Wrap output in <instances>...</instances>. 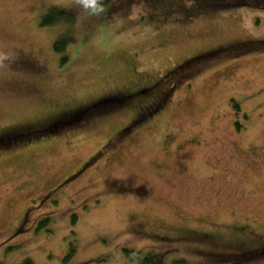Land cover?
<instances>
[{
    "label": "rangeland",
    "instance_id": "obj_1",
    "mask_svg": "<svg viewBox=\"0 0 264 264\" xmlns=\"http://www.w3.org/2000/svg\"><path fill=\"white\" fill-rule=\"evenodd\" d=\"M164 2L104 0L106 12L88 16L71 0H0V52L11 57L0 128L136 78L172 86L148 120L123 128L121 146L131 105L0 147L1 262L264 264L233 256L264 235V1L174 0L188 17ZM244 225L257 232L232 231ZM187 228L212 231L217 248L175 237Z\"/></svg>",
    "mask_w": 264,
    "mask_h": 264
},
{
    "label": "flooded vegetation",
    "instance_id": "obj_2",
    "mask_svg": "<svg viewBox=\"0 0 264 264\" xmlns=\"http://www.w3.org/2000/svg\"><path fill=\"white\" fill-rule=\"evenodd\" d=\"M162 6H164L165 9H166V6H168L169 10H174L176 12H180L185 17H188L191 14V10H189L188 8H186L184 6L177 5V3H174V0H165V2L162 4ZM203 6H205V5L200 4V5H197L195 7H203ZM216 48H218V47H216ZM209 53H210V51L207 53L206 52H200L198 54L190 56L188 59H186V62H189V61L192 62L193 60L199 59L203 56H210ZM23 63L26 64L28 62L24 60ZM137 79L138 78L133 80V83L128 85V86H125L121 89H115V90L110 91V94L107 95L109 97H105V99H102L101 98L102 95H100L99 97L90 99L89 101H87L86 103H83V104L74 103V104L62 106L61 108H57L53 113H51L50 117L47 116V118L43 121L40 120V121H37L35 123H30V122L25 123L24 122V124H20L17 127V128H20L22 131H20V133L18 131V133L13 137H15V138L20 137L22 135H27V134L33 133V132L36 134H41L44 131L53 132V131L59 130L60 128H62L64 126L74 124L76 122L84 120L82 118L75 119L74 117H75L77 112L84 109L83 106L86 107L89 104L99 105V104L106 103V102L122 104V103L129 102L131 104V106H133V116L135 117L136 114L141 111V109L145 108L144 110H147L152 106V104L156 103V101L159 102V100H161L160 97H155V96H150L151 99H149V96L145 97L146 101H145V98H140L139 97L140 94H138V91L141 88H151L150 87L151 85H148V86L142 85L141 86L138 84V82H136ZM86 109H88V107ZM66 110H69V111H66ZM59 112L60 113L65 112L63 114L66 116L61 117L59 115H55L56 113H59ZM148 113H149V111L148 112L143 111L142 115L147 116ZM133 116H132V118H134ZM63 118L64 119L66 118V120L64 121ZM85 120H87V119H85ZM133 121H134V119H132L131 123ZM128 123L129 122L127 121L126 125H128ZM123 128H126V127H123ZM119 133H120V131H119ZM7 134H9V133H7ZM7 137H10V136L9 135L7 136L6 134H3L2 136H0V146L1 147H7L9 144H11V142H13V140H15L12 136L10 137V139H8ZM124 139L125 138H123L122 136H119V138L116 139V144L121 146ZM118 148L119 147H117V149ZM232 231H234L236 234L241 235L242 237H244L247 233L250 234L254 231L257 232L252 227H249V225H244L242 227H239V229H236V228L232 229ZM256 234H257L258 239L254 240L253 244H246L244 246V248L241 249L240 252H234L233 256L235 258H244V257L253 258V257H257L259 255L264 256V239H261V237L264 235H263V233H256ZM175 237H182V238H187V239L195 240V241L204 240V242H209V245L211 247L217 248L215 236H214L212 231H205L204 229L197 230V229H188L187 228V229H182V231L179 234H176Z\"/></svg>",
    "mask_w": 264,
    "mask_h": 264
},
{
    "label": "trees",
    "instance_id": "obj_3",
    "mask_svg": "<svg viewBox=\"0 0 264 264\" xmlns=\"http://www.w3.org/2000/svg\"><path fill=\"white\" fill-rule=\"evenodd\" d=\"M213 1H215V2L213 4H210V5L213 6L214 8H219V9H221L222 7H226V6H230V5H235V4H239V3H243L244 2V0H238V1L237 0H213ZM260 1L263 2L264 0H260ZM52 20H49L48 22H50ZM44 22H47V19ZM61 42H62V38H58V39L54 40L53 41V48L55 50L61 51L63 49L62 46H61L62 45ZM212 49H214V48H212ZM213 53H215V51H210V53H209L210 56L213 55ZM63 60L64 59L62 58L61 61H63ZM182 65H186V64L183 63ZM171 87L172 86H169L168 89L165 88V89H160V90L158 89V90H152V91H150L152 88H141L138 91V94H140L139 95L140 98H145L141 94H142L143 91H147V93H150L152 96L160 97L161 100H159V101H162L163 99H165L166 97H168L169 92H170L169 90H170ZM154 89H157V88H154ZM109 94H110V91L104 92L102 94V97L101 98L102 99H105V97H109V96H107ZM99 96H97V97H99ZM97 97H93V98H97ZM93 98H91V99H93ZM89 100H86V101H76V102H73V103H70V104H74V103L83 104V103H86ZM70 104L64 103V104H62L58 108H61L62 106L70 105ZM126 105H131V104L129 102L122 103V104L112 103V102H106V103H102V104H99V105L89 104L86 107L83 106L84 109L83 110H80L79 112H77L74 118L75 119L82 118L84 120L87 119L85 121H88V120H91V119H93L94 117H96V116H98L100 114L106 113L108 111H111V110H114L116 108L123 107V106H126ZM87 107H88V109H86ZM131 107L133 108V106H131ZM159 107H160V103L156 101V103L152 104V106L149 109H147V110H144L145 108L144 109H141V111L139 113H137L135 117L132 114V116L134 118H132V117L130 118V120L128 121L129 122L128 125L123 126V127H126L124 129L127 130V128L131 127L136 122L139 123V122H143L145 120H148V117L151 114H153V112L155 110L157 111V109ZM66 111H69V110H66ZM143 111H146V112L149 111L150 114L148 113L149 115L147 114V116L146 115H142V112ZM63 113H65V112H61V113L59 112V113H56L55 115H59L61 117L66 116ZM50 115H51V113L48 114L49 117H50ZM45 119L43 118L42 121L45 120ZM132 119H134V121L131 123ZM63 120L65 121L66 118L65 119L63 118ZM84 120H81L79 122H84ZM76 123H78V122H76ZM18 126L17 125H12L10 127H2V128H0V136H2L3 134H6L7 136L9 135L10 137L11 136L12 137L15 136L18 133V131H19V133H20V131H22L20 128H17ZM123 127L120 130H118V133L120 131V136H122L121 133L123 132ZM53 132H55V131H53ZM53 132H51V131H44L43 133H41V135H46V134H49V133L52 134ZM7 133H9V134H7ZM29 134H34L35 135L36 133L33 132V133H29ZM22 136H24V135H22ZM13 138L15 140L18 139V137H16V138L13 137ZM15 140H13V141H15ZM124 140H123L122 145L125 143ZM112 141H114V139H112ZM45 220H47V218L43 219L41 222H44ZM41 222L39 223L38 228H40L42 226V223ZM152 234L158 235L157 233H152ZM166 236L168 237V235H165L164 237H166ZM75 251H76V247H75V245L72 244L70 246L69 250L67 251L66 255L64 256L63 261L64 262H68L71 259V257L73 256V254L75 253ZM124 252L126 253V255L129 258H138L139 257V252L138 251L130 250V249H126L125 248L124 249ZM173 262H174V264H187L183 258L175 259V260H173ZM140 263L141 264H145V263L154 264L152 255L151 254H147L146 256H144V258L141 260ZM0 264H5V263H3V262L0 261ZM19 264H35V263L29 257H25V258H23L19 262Z\"/></svg>",
    "mask_w": 264,
    "mask_h": 264
},
{
    "label": "clouds",
    "instance_id": "obj_4",
    "mask_svg": "<svg viewBox=\"0 0 264 264\" xmlns=\"http://www.w3.org/2000/svg\"><path fill=\"white\" fill-rule=\"evenodd\" d=\"M71 5L81 9L88 16H100L106 12L104 0H71ZM11 57L0 52V68L8 66Z\"/></svg>",
    "mask_w": 264,
    "mask_h": 264
},
{
    "label": "water",
    "instance_id": "obj_5",
    "mask_svg": "<svg viewBox=\"0 0 264 264\" xmlns=\"http://www.w3.org/2000/svg\"><path fill=\"white\" fill-rule=\"evenodd\" d=\"M8 139H10V137H7Z\"/></svg>",
    "mask_w": 264,
    "mask_h": 264
}]
</instances>
